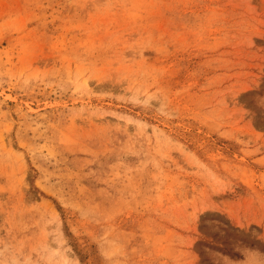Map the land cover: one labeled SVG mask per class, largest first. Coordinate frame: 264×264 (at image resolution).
Masks as SVG:
<instances>
[{
    "label": "rangeland",
    "instance_id": "rangeland-1",
    "mask_svg": "<svg viewBox=\"0 0 264 264\" xmlns=\"http://www.w3.org/2000/svg\"><path fill=\"white\" fill-rule=\"evenodd\" d=\"M0 264H264V0H0Z\"/></svg>",
    "mask_w": 264,
    "mask_h": 264
}]
</instances>
